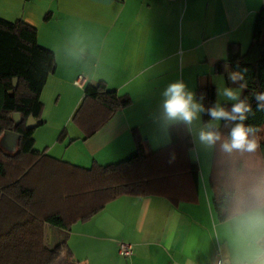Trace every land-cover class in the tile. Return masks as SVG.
<instances>
[{
    "label": "crops",
    "instance_id": "0c3cea01",
    "mask_svg": "<svg viewBox=\"0 0 264 264\" xmlns=\"http://www.w3.org/2000/svg\"><path fill=\"white\" fill-rule=\"evenodd\" d=\"M262 8L264 0H0V17L36 28L39 44L57 59L41 94L45 123L34 133L50 125L48 112L62 124L44 151L91 168L130 158L136 134L147 153L171 143L173 125L159 119L168 84L182 80L196 97L199 84L217 89L221 77L225 86L238 87L228 79V65L224 73L216 67L228 60L230 44L246 50ZM100 83L133 103L86 138L72 119L87 86ZM203 125L202 115L192 128L191 154L201 169L197 196L179 202L159 193L123 196L70 231L48 225L47 246L67 245L55 264H211L219 250L231 264H264V223L251 211L225 222L217 217L214 148L195 138ZM121 242L134 246L128 259L119 254Z\"/></svg>",
    "mask_w": 264,
    "mask_h": 264
},
{
    "label": "trees",
    "instance_id": "16d2710c",
    "mask_svg": "<svg viewBox=\"0 0 264 264\" xmlns=\"http://www.w3.org/2000/svg\"><path fill=\"white\" fill-rule=\"evenodd\" d=\"M254 23L249 47L230 44L228 60L216 67L217 73H224L227 65L233 72L246 70L242 98L247 97L251 112L245 124L259 129L254 152L223 153L218 145L214 148L212 204L223 222L252 211L253 196L264 194V110H258L255 98L264 92V8ZM56 68L55 53L39 44L36 28L0 17V139L6 131L22 135L15 153L0 146V264H55L67 245L47 246L46 227L70 231L120 197L159 193L179 202L198 194L201 169L191 154L193 135L182 124L169 127L171 143L157 152L147 153L136 134L137 152L119 164L82 168L36 150L35 129L27 128V120H42L41 94ZM196 89L197 99L204 95L206 108L216 102L215 86L199 84ZM84 94L72 120L86 138L133 103L105 83L88 85ZM221 131L227 136L229 129L221 124Z\"/></svg>",
    "mask_w": 264,
    "mask_h": 264
},
{
    "label": "clouds",
    "instance_id": "9594fccd",
    "mask_svg": "<svg viewBox=\"0 0 264 264\" xmlns=\"http://www.w3.org/2000/svg\"><path fill=\"white\" fill-rule=\"evenodd\" d=\"M244 71L229 72V81L238 85L235 88L225 86L223 77H221L216 89L218 99L207 108L202 103L204 95L201 94L197 99L182 80L168 84L161 93L159 119L168 125L182 124L189 133H192L194 122L200 120L202 114H206L209 117L208 122L204 123L195 134L200 144L208 148H215L218 145L219 151L223 153L256 151L259 148L257 137L259 129L245 124L248 113L251 112V104L247 97L242 98L241 94V90L247 87ZM220 98L231 102L232 106L230 108L223 106ZM255 98L258 110H264V92L257 93ZM221 124L229 129L227 136L221 131ZM253 201L255 207L250 215L258 223H264V194L256 193Z\"/></svg>",
    "mask_w": 264,
    "mask_h": 264
},
{
    "label": "rangeland",
    "instance_id": "374dc122",
    "mask_svg": "<svg viewBox=\"0 0 264 264\" xmlns=\"http://www.w3.org/2000/svg\"><path fill=\"white\" fill-rule=\"evenodd\" d=\"M250 40L251 38H249V41L244 45V49L249 47ZM221 103L223 104V102ZM52 113L53 112L49 114L48 112V115H47V119L51 117L49 120L51 121L50 125L47 127L38 128L37 131L34 133V139L36 140V144L34 147L36 148V150L43 152L45 150V147L43 145L49 143L54 138V135H56L57 129L62 124L61 118L55 117L54 115L52 116ZM49 243H52V242H50L49 240Z\"/></svg>",
    "mask_w": 264,
    "mask_h": 264
},
{
    "label": "water",
    "instance_id": "95a60500",
    "mask_svg": "<svg viewBox=\"0 0 264 264\" xmlns=\"http://www.w3.org/2000/svg\"><path fill=\"white\" fill-rule=\"evenodd\" d=\"M18 79H15V87L18 85ZM41 121H37L34 117H31L27 120V128L34 129L37 126L41 125ZM0 139V146L8 153H15L17 151V147L19 146L22 135L14 131H6Z\"/></svg>",
    "mask_w": 264,
    "mask_h": 264
},
{
    "label": "built area",
    "instance_id": "2783aa9c",
    "mask_svg": "<svg viewBox=\"0 0 264 264\" xmlns=\"http://www.w3.org/2000/svg\"><path fill=\"white\" fill-rule=\"evenodd\" d=\"M174 1V0H171ZM83 78L77 79L76 84L79 86H82L83 84ZM119 246V254L122 256V258H130L133 254L134 246L132 244L127 242H121ZM211 264H231L228 260V258L223 255V253L219 250L214 257V260Z\"/></svg>",
    "mask_w": 264,
    "mask_h": 264
}]
</instances>
